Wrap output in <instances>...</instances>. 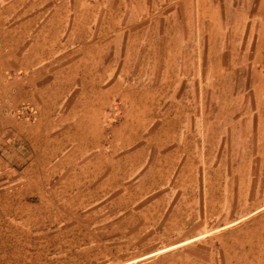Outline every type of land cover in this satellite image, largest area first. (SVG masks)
I'll return each mask as SVG.
<instances>
[{
    "label": "rangeland",
    "instance_id": "374dc122",
    "mask_svg": "<svg viewBox=\"0 0 264 264\" xmlns=\"http://www.w3.org/2000/svg\"><path fill=\"white\" fill-rule=\"evenodd\" d=\"M37 9L54 13L53 58L70 61L73 89L54 115L24 103L30 119L6 116L18 125L0 132V264H264V97L250 94L251 76H264V3ZM82 70L101 81L95 96L79 95ZM65 107L85 108L84 148L83 116ZM68 154L85 158L84 177H38L29 163Z\"/></svg>",
    "mask_w": 264,
    "mask_h": 264
},
{
    "label": "crops",
    "instance_id": "0c3cea01",
    "mask_svg": "<svg viewBox=\"0 0 264 264\" xmlns=\"http://www.w3.org/2000/svg\"><path fill=\"white\" fill-rule=\"evenodd\" d=\"M47 1L0 0V132L2 133L16 134L14 130L18 122L7 118V114L11 115V112L20 105L24 103L33 105L40 117L45 114L54 115L57 113V100L63 99L65 94L70 93L73 89L68 76L69 70L61 69L62 67H69L70 61L53 58L56 48L61 47V44L56 41L57 37H55L59 33L54 31V13L47 11V9L42 11L37 9L38 3ZM255 2L264 3V0H255ZM10 4L12 5L10 6ZM7 19H19L20 21L11 25L7 24ZM41 19L43 21H40ZM258 25V45H255V48L257 51H261L264 43L262 20ZM60 30L57 29L58 32ZM92 72L95 73L94 70ZM92 72H87L88 80L85 70L81 71V76L78 74L81 78L78 81L79 95L93 91L95 96L96 92L101 91V81H98L95 75L89 76ZM250 82L252 84L251 97L253 99L264 97V76L254 74L251 76ZM106 90L109 94L114 92L112 85H109ZM70 111L83 116V118H78L76 128L80 132L81 146L84 148L87 130L85 108L70 109V107H65L62 110L63 116L70 114ZM93 113L101 114V109L95 108ZM65 125L63 128H70L69 123ZM1 145L8 146L3 140H0ZM8 157L12 163L22 160L18 153ZM85 162V158L79 154H68L58 160L51 156L47 158L38 157L29 163H35L39 173L38 177H42L40 174L46 171L51 173L50 178H68L80 177V175L84 177ZM99 169L101 170V167ZM60 172L63 174H57ZM6 173L7 171H2L0 175H6ZM8 173L13 172L9 171ZM2 194L5 195V191L2 192L1 190L0 195Z\"/></svg>",
    "mask_w": 264,
    "mask_h": 264
},
{
    "label": "built area",
    "instance_id": "2783aa9c",
    "mask_svg": "<svg viewBox=\"0 0 264 264\" xmlns=\"http://www.w3.org/2000/svg\"><path fill=\"white\" fill-rule=\"evenodd\" d=\"M11 114L27 119H30V117L32 116L31 109L27 105L18 107L16 110H13Z\"/></svg>",
    "mask_w": 264,
    "mask_h": 264
}]
</instances>
